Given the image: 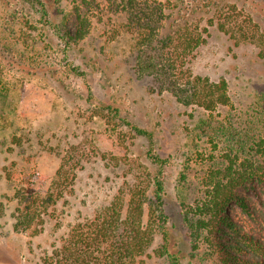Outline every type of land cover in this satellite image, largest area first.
I'll use <instances>...</instances> for the list:
<instances>
[{"label": "rangeland", "instance_id": "obj_1", "mask_svg": "<svg viewBox=\"0 0 264 264\" xmlns=\"http://www.w3.org/2000/svg\"><path fill=\"white\" fill-rule=\"evenodd\" d=\"M77 1L42 0L44 16L32 2L0 0V264H49L69 226L129 186L152 199L154 180L162 183L167 242L155 233L143 264H170L169 256L178 264H223L227 237L217 244L189 223L200 217L194 209L209 169L225 164V156L241 160L235 142L244 156L253 151L251 133L264 106V0H88L78 9L83 37L68 41L80 22ZM196 35L203 43L187 48ZM164 36L172 39L166 47L159 44ZM158 47L184 55L179 66L192 75L224 79L231 106L210 118L174 97L169 72L142 74L138 56H154ZM207 124L227 133L218 135L215 150ZM62 163L75 177L55 216L44 218L37 236L15 232V189L32 183L42 190ZM259 196L246 184L229 204L226 217L241 235L264 236ZM239 204H254L258 218Z\"/></svg>", "mask_w": 264, "mask_h": 264}, {"label": "trees", "instance_id": "obj_2", "mask_svg": "<svg viewBox=\"0 0 264 264\" xmlns=\"http://www.w3.org/2000/svg\"><path fill=\"white\" fill-rule=\"evenodd\" d=\"M24 1L39 5L45 16L47 6L42 0ZM85 1L88 0L77 1L73 16L80 22L73 36L66 34L68 41H77L83 37L85 16L80 15L78 9H81ZM91 4L92 0H89V6ZM57 33L60 36L58 29ZM171 43L172 39L169 36L159 39L162 47ZM186 43L187 48L194 49L203 43V39L200 35H196L186 40ZM184 59L185 56L182 54L164 51L158 47L154 56H138L142 64L139 71L147 76L155 73L163 77V73L169 72L171 81L167 83L171 86L167 89L173 92L174 97L184 105L201 108L210 118H213L212 113L218 108L231 106L226 81L220 79L217 82H209L198 75H192L179 66ZM175 78L177 80H174ZM164 85L165 82H160V89H164ZM113 111L117 113L116 109ZM257 112L259 116L255 117L250 138L252 153L244 156L242 143L235 142L236 147L233 149L241 160L225 156V164L216 169H209L204 181L205 196L194 209L200 217L194 221L195 223H189L194 228L211 234L217 244H222L221 236L227 237L222 248L223 264H264V247L255 245L264 244V236L259 238L254 235H241L238 224L226 217L229 204L238 202L237 190L250 184L260 190L261 197L258 198L263 209L260 215L264 218V106H258ZM206 126L207 141L215 150L218 135L226 137L225 127L222 124L218 127L213 124ZM135 131L137 134L144 133L137 129ZM207 159L214 160V155L210 152ZM73 177L75 174H72L70 166L65 167L62 163L55 170L53 177L44 183L45 187L42 190L37 188V185L33 187L32 183L16 188L13 230L27 236L39 235L42 232L44 218L55 216L57 200L62 198L66 191H70ZM152 186V199L146 196L143 189L127 186L126 194H123V190H118L111 202L97 211L94 216L77 220L69 226L66 233L60 237V245L52 249L47 256L49 264H143V257L152 244L155 233L160 234L162 244L167 242L166 230L163 226L166 218L163 210L160 209L162 183L154 180ZM153 195L156 202L153 200ZM242 208L243 211L258 218L259 211L254 204ZM261 224L264 226V219L261 220ZM250 247L251 251L248 252ZM165 253L166 249L163 245L161 254ZM246 253L248 256H245ZM169 259L170 264H178L176 259L170 256Z\"/></svg>", "mask_w": 264, "mask_h": 264}]
</instances>
